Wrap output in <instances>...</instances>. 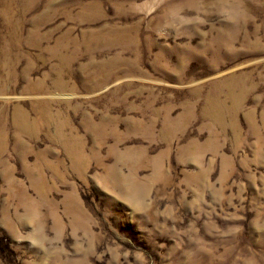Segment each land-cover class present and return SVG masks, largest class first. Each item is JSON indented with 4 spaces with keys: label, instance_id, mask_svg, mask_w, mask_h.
<instances>
[{
    "label": "rangeland",
    "instance_id": "obj_1",
    "mask_svg": "<svg viewBox=\"0 0 264 264\" xmlns=\"http://www.w3.org/2000/svg\"><path fill=\"white\" fill-rule=\"evenodd\" d=\"M0 264H264V0H0Z\"/></svg>",
    "mask_w": 264,
    "mask_h": 264
}]
</instances>
